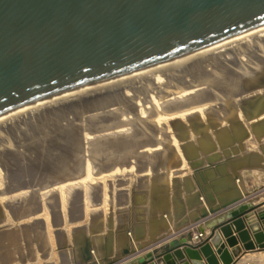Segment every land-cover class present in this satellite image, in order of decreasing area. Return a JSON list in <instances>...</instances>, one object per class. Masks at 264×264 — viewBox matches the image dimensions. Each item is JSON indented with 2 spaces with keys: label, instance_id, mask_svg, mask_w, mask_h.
I'll list each match as a JSON object with an SVG mask.
<instances>
[{
  "label": "bare ground",
  "instance_id": "6f19581e",
  "mask_svg": "<svg viewBox=\"0 0 264 264\" xmlns=\"http://www.w3.org/2000/svg\"><path fill=\"white\" fill-rule=\"evenodd\" d=\"M245 171L264 175V24L0 113V256L38 262L55 234L59 264H116L225 220Z\"/></svg>",
  "mask_w": 264,
  "mask_h": 264
},
{
  "label": "water",
  "instance_id": "95a60500",
  "mask_svg": "<svg viewBox=\"0 0 264 264\" xmlns=\"http://www.w3.org/2000/svg\"><path fill=\"white\" fill-rule=\"evenodd\" d=\"M263 24L264 0H0V113ZM256 251L264 200L196 243L183 236L126 264H235Z\"/></svg>",
  "mask_w": 264,
  "mask_h": 264
},
{
  "label": "crops",
  "instance_id": "0c3cea01",
  "mask_svg": "<svg viewBox=\"0 0 264 264\" xmlns=\"http://www.w3.org/2000/svg\"><path fill=\"white\" fill-rule=\"evenodd\" d=\"M262 177L264 179V175H262ZM247 183L248 182L245 179V176L243 175V184H244V187H245V189L247 191L246 192V196H247L246 198L247 199L249 198V199L248 200H244L242 203H240L239 205H237L234 208V210L238 209L242 204H245L247 202H253L254 205H259L260 203L263 202L264 182L262 184H260V187L258 186L259 188L258 187L255 188V187H252L251 185H247ZM251 214H252V212L248 213L247 215H251ZM242 218H244V217H242ZM217 224H215L213 227H216ZM212 228H208V230L202 231L199 228H194L193 227L190 230L191 232L188 235L182 233L181 236H179L178 238H181V237L185 236L187 239H191V242L192 243H196L197 240L204 239L208 235L210 229H212ZM165 242L166 241H164V242L163 241L162 242H156V243H153L151 245H148V246H146V247H144L142 249H139L135 253L131 254V256L129 258H123V259L120 260L119 263H116V264H124V263H126V261L130 260L133 257L134 258L142 257L146 253L151 252L153 249L160 248L161 246L164 245ZM263 253H264V251H256V252H248V253H245L244 254L245 259L243 261V264H246V263L258 264V262L254 260L255 258H250V257L252 255H254V254H262V257L261 258H263L264 257ZM244 256H242V257H244ZM154 263H156V264H164L162 261L161 262H158V259H156L154 261Z\"/></svg>",
  "mask_w": 264,
  "mask_h": 264
},
{
  "label": "rangeland",
  "instance_id": "374dc122",
  "mask_svg": "<svg viewBox=\"0 0 264 264\" xmlns=\"http://www.w3.org/2000/svg\"><path fill=\"white\" fill-rule=\"evenodd\" d=\"M245 176V179L247 180V185H251L252 187H260V184H262L264 181L263 177H262V172L258 171V172H254V171H245L243 172V174ZM258 187V188H259ZM264 200V199H263ZM202 231L208 230V228H203L201 229ZM56 235L52 234L49 238V241L52 243L51 246L49 245H44L45 248L42 249V252L44 254H42V252L39 253L38 255V262L34 261H11L10 259H6L5 257H1L0 256V264H41L42 262H49L48 259H52L53 262L55 261L56 264H59L58 260H59V252H60V247L58 245H56L55 241H56ZM46 252V253H45ZM48 255V256H45ZM263 262H264V257L262 258Z\"/></svg>",
  "mask_w": 264,
  "mask_h": 264
},
{
  "label": "built area",
  "instance_id": "2783aa9c",
  "mask_svg": "<svg viewBox=\"0 0 264 264\" xmlns=\"http://www.w3.org/2000/svg\"><path fill=\"white\" fill-rule=\"evenodd\" d=\"M198 241V240H197ZM246 264H250V263H246Z\"/></svg>",
  "mask_w": 264,
  "mask_h": 264
}]
</instances>
